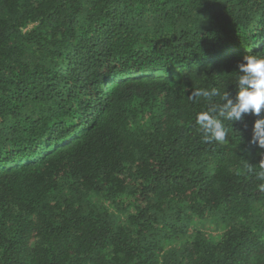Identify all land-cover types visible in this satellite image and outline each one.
<instances>
[{"label":"trees","instance_id":"obj_1","mask_svg":"<svg viewBox=\"0 0 264 264\" xmlns=\"http://www.w3.org/2000/svg\"><path fill=\"white\" fill-rule=\"evenodd\" d=\"M249 54L264 0H0V264H264L259 117L190 99Z\"/></svg>","mask_w":264,"mask_h":264},{"label":"clouds","instance_id":"obj_2","mask_svg":"<svg viewBox=\"0 0 264 264\" xmlns=\"http://www.w3.org/2000/svg\"><path fill=\"white\" fill-rule=\"evenodd\" d=\"M235 78V98L232 92L222 93L215 87L197 88L191 92L190 99L202 98L208 107L196 116L199 131L205 141L224 142L228 134L225 122L241 120L243 114L251 112L259 118L254 122L252 142L264 149V55L249 54L238 63ZM219 97V101H214ZM264 160V152L261 154ZM256 179L264 182V164L255 173Z\"/></svg>","mask_w":264,"mask_h":264}]
</instances>
